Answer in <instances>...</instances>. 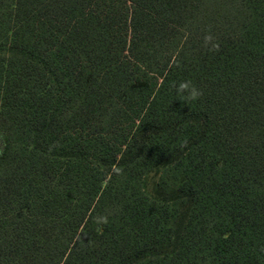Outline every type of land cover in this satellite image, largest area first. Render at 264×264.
<instances>
[{
  "label": "trees",
  "instance_id": "16d2710c",
  "mask_svg": "<svg viewBox=\"0 0 264 264\" xmlns=\"http://www.w3.org/2000/svg\"><path fill=\"white\" fill-rule=\"evenodd\" d=\"M0 264H264V0H0Z\"/></svg>",
  "mask_w": 264,
  "mask_h": 264
},
{
  "label": "clouds",
  "instance_id": "9594fccd",
  "mask_svg": "<svg viewBox=\"0 0 264 264\" xmlns=\"http://www.w3.org/2000/svg\"><path fill=\"white\" fill-rule=\"evenodd\" d=\"M210 50L218 51V45ZM173 88L176 91V98L187 104L189 101H198L203 96V90L197 87L190 79L180 81L179 84H174ZM103 223H107L106 218L103 220Z\"/></svg>",
  "mask_w": 264,
  "mask_h": 264
},
{
  "label": "rangeland",
  "instance_id": "374dc122",
  "mask_svg": "<svg viewBox=\"0 0 264 264\" xmlns=\"http://www.w3.org/2000/svg\"><path fill=\"white\" fill-rule=\"evenodd\" d=\"M148 188L149 190H152L153 186H154V183L156 182L157 180V175L152 173L148 176Z\"/></svg>",
  "mask_w": 264,
  "mask_h": 264
}]
</instances>
